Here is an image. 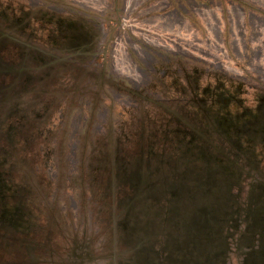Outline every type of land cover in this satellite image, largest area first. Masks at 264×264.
<instances>
[{"label":"rangeland","instance_id":"rangeland-1","mask_svg":"<svg viewBox=\"0 0 264 264\" xmlns=\"http://www.w3.org/2000/svg\"><path fill=\"white\" fill-rule=\"evenodd\" d=\"M0 264H264V0H0Z\"/></svg>","mask_w":264,"mask_h":264},{"label":"trees","instance_id":"trees-1","mask_svg":"<svg viewBox=\"0 0 264 264\" xmlns=\"http://www.w3.org/2000/svg\"><path fill=\"white\" fill-rule=\"evenodd\" d=\"M160 236H164L165 237V235L163 233H161Z\"/></svg>","mask_w":264,"mask_h":264}]
</instances>
